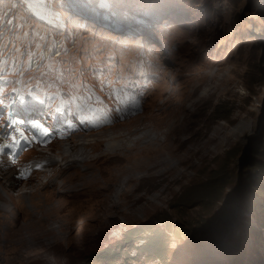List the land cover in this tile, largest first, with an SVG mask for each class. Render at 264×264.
Instances as JSON below:
<instances>
[{"label": "rangeland", "instance_id": "rangeland-1", "mask_svg": "<svg viewBox=\"0 0 264 264\" xmlns=\"http://www.w3.org/2000/svg\"><path fill=\"white\" fill-rule=\"evenodd\" d=\"M0 16L68 19L62 66L122 52L131 70L149 52L159 73L134 117L66 141L92 140L77 167L100 185L52 165L20 187L0 173V264H264V0H0ZM143 123L147 153L124 135ZM59 142L40 157L60 160Z\"/></svg>", "mask_w": 264, "mask_h": 264}, {"label": "bare ground", "instance_id": "bare-ground-1", "mask_svg": "<svg viewBox=\"0 0 264 264\" xmlns=\"http://www.w3.org/2000/svg\"><path fill=\"white\" fill-rule=\"evenodd\" d=\"M117 25V24H116ZM159 113H162V112H158L156 115L158 116H163V113L159 115ZM3 119V117H2ZM146 126H148V124L146 123H143L141 125H135L133 128L129 129L127 132L124 133L125 136H129L130 138L134 137L137 133H141L139 135V137L135 138V145L139 142H142V145H145V147H143L142 151L143 153H147V136H146V132H143L144 130H146ZM105 132V131H104ZM104 132H97L99 134H102ZM106 132H109V130H106ZM83 132H80L79 135H76L77 136H88V134H86V132L82 135ZM91 133H94V132H90L89 134ZM122 134V133H121ZM112 136V135H111ZM74 137V136H73ZM118 136H112L111 138L114 140L115 138H117ZM86 139L85 141L81 142V140H84ZM121 139V138H120ZM119 139V140H120ZM71 140V139H70ZM66 141H69V140H63L60 143V148L57 150L58 151V155L60 157V160L57 159V158H53V160L51 159V165L54 166V168L56 169L57 167V170L54 172L55 176H58L60 174H63V173H66L69 171V173L71 174L70 176L74 177H81V181H83V185H85L87 183V181L90 179V178H93L95 183H92L91 185H100V181H99V178L96 176V170L92 171L90 170L89 168H85L87 170L86 173H83L81 171L78 170V167L77 165H79V163H83L85 164L84 166H89L90 163L89 161L91 160H88V158H86L87 154H85V151L84 149L82 148H86V141L90 142L92 141L91 139H87V138H77V140L75 141V143H72L73 145H67L68 143ZM58 143V144H59ZM121 147L123 145L119 144ZM153 145V144H152ZM116 146V145H115ZM80 148V149H79ZM77 152V153H76ZM76 154H80L81 156H83L84 158L83 159H79V158H76L74 157V155ZM142 153V154H143ZM127 154V153H126ZM127 156V155H126ZM59 160V161H58ZM148 161V160H147ZM139 162V161H138ZM128 163V162H127ZM93 165V164H92ZM82 169V168H81ZM42 170V169H41ZM45 170V169H44ZM84 170V169H83ZM40 171V170H39ZM89 172V173H88ZM0 173H6V174H9L11 175V172L10 171H3V170H0ZM68 175V174H67ZM14 178V176H13ZM69 178V177H68ZM66 178V179H68ZM15 179V178H14ZM54 180L53 176H49L48 179L46 181H42L41 184H47V183H50ZM70 180V179H69ZM74 180V179H73ZM75 181V180H74ZM78 181V180H77ZM15 184L16 183V179L14 180ZM69 182V181H68ZM85 183V184H84ZM14 185V184H13ZM18 185V184H17ZM76 185H79V184H76ZM15 186V185H14ZM100 187V186H99ZM33 192V191H32ZM1 193H3L1 191V188H0V195ZM23 194L26 193V192H22ZM20 193V194H22ZM32 196H35L34 193H31ZM45 199H48L47 196H45ZM114 204V203H113Z\"/></svg>", "mask_w": 264, "mask_h": 264}, {"label": "snow or ice", "instance_id": "snow-or-ice-1", "mask_svg": "<svg viewBox=\"0 0 264 264\" xmlns=\"http://www.w3.org/2000/svg\"><path fill=\"white\" fill-rule=\"evenodd\" d=\"M11 31L15 32V29H11ZM59 54L60 49L59 46H57L53 55ZM21 57L24 58L23 64H27L30 68L37 57V53L33 52L31 49L22 50L17 46L15 40L9 41L7 43L3 42V33H0V72H3L6 68H9L13 65L19 66L17 70L22 71L23 65L21 63ZM41 59H43L42 55ZM0 79H6V77L0 75ZM20 99L23 100V97H20ZM0 103H2V101H0ZM14 139L15 137H13V140ZM6 147H10V145L0 144V152H2Z\"/></svg>", "mask_w": 264, "mask_h": 264}, {"label": "clouds", "instance_id": "clouds-1", "mask_svg": "<svg viewBox=\"0 0 264 264\" xmlns=\"http://www.w3.org/2000/svg\"><path fill=\"white\" fill-rule=\"evenodd\" d=\"M145 40V39H144ZM153 42H154V40H153ZM158 76H159V74H158ZM155 82H156V80H155ZM153 88L154 87H152V88H150V90H148L147 91V93H146V99L144 100V102H143V104H142V107H141V109H139V110H137L136 112H134L133 114H131V115H128V116H126V117H119V118H115V120H114V122L113 123H111V124H105V125H103V126H101V127H99V128H97V129H93V128H88V127H86V128H84V129H77V130H75V132L74 133H71L70 135H67V136H63V138H59V140H70L76 133H80V132H86V133H89V132H95L96 130H99V129H101V128H104V127H107V126H113L115 123H118V122H121V121H124V120H126V119H130V118H132V117H134V115L135 114H137V113H139L142 109H143V106H144V104H145V102L148 100V98H149V93H150V91L151 90H153ZM59 140H57V141H55V142H59ZM54 142V140L52 141V145L55 143ZM51 145V146H52ZM51 146H49V147H51ZM46 148H48V147H46ZM42 148H39V149H37V148H33V149H31L30 151H36L37 153H32V156H34V155H36L37 154V157L39 158L40 157V152H39V150H41ZM27 155H26V153L22 156V158L23 159H28L29 157H26ZM41 158V157H40ZM41 159H44V158H41ZM51 161H50V159H47V161L44 159V161L43 162H39V164H38V166L39 167H37V168H35L34 169V171H32L29 175H27L24 179H21L20 180V182H18V178H16L17 177V175L16 174H14V170L13 171H11V170H8L7 168H6V166H2L1 164H0V170H3V171H10L11 172V175L12 176H14V178L16 179V183L18 184L17 185V187H20L21 185H23V182H26V181H28L34 174H36L39 170H41V169H45V168H47V169H49L50 167H52L51 166V163H50ZM11 164H9L8 166H10ZM15 172H17V171H15ZM20 178H22L21 176H20Z\"/></svg>", "mask_w": 264, "mask_h": 264}, {"label": "trees", "instance_id": "trees-1", "mask_svg": "<svg viewBox=\"0 0 264 264\" xmlns=\"http://www.w3.org/2000/svg\"><path fill=\"white\" fill-rule=\"evenodd\" d=\"M157 254H158V256L162 257V252L161 251H159Z\"/></svg>", "mask_w": 264, "mask_h": 264}]
</instances>
